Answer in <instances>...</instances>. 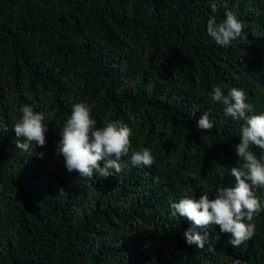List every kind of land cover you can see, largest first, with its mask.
Segmentation results:
<instances>
[{
	"label": "trees",
	"instance_id": "obj_1",
	"mask_svg": "<svg viewBox=\"0 0 264 264\" xmlns=\"http://www.w3.org/2000/svg\"><path fill=\"white\" fill-rule=\"evenodd\" d=\"M213 2L218 23L230 10L244 24L228 48L206 32ZM214 86L264 112V0H0V264H264V211L240 247L208 229L213 253L186 243L190 223L167 206L234 186L243 121L211 101ZM75 103L97 127L127 124L153 165L69 173L59 132ZM23 105L46 113L42 158L15 147ZM205 111L210 132L197 128Z\"/></svg>",
	"mask_w": 264,
	"mask_h": 264
},
{
	"label": "clouds",
	"instance_id": "obj_2",
	"mask_svg": "<svg viewBox=\"0 0 264 264\" xmlns=\"http://www.w3.org/2000/svg\"><path fill=\"white\" fill-rule=\"evenodd\" d=\"M213 15L207 20L206 32L216 45L228 48L233 41L244 33V24L232 11H226L224 19L217 22L216 3L211 4ZM227 87V86H225ZM211 101L222 107L226 117L233 121H243L240 142L234 146L237 164L230 169L234 177L233 187H221L214 198L202 194L199 199L181 198L178 202L168 201L170 214L179 216L190 223L183 233L189 245L215 252L209 240L208 229L219 227L220 234L230 235L229 244L234 248L246 244L255 234L254 218L264 211V202L256 195V189H264V155L257 156L252 150L256 147L264 153V112L251 114L254 107L248 102L247 94L235 87L227 94L219 86H214ZM18 122L13 126L17 138L15 147L28 157L35 153L34 147H44L48 125L44 123L45 112H35L32 106L23 105ZM197 128L210 132L214 128L209 113L205 111L197 121ZM132 129L119 120L110 121L103 127H97V121L91 115V106L87 103L72 105L71 115L59 132L58 154L64 158L69 173L76 172L81 178L93 180L118 175L124 170L122 158L130 156L133 166H152L155 157L150 149L132 150ZM34 145V147H33ZM101 164L103 166H101ZM63 191V190H61ZM199 230V231H198ZM233 264H243L235 260Z\"/></svg>",
	"mask_w": 264,
	"mask_h": 264
}]
</instances>
